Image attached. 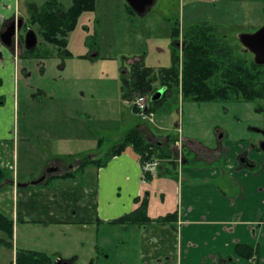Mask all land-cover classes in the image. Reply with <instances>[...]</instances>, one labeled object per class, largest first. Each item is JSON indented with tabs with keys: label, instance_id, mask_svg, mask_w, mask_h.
Here are the masks:
<instances>
[{
	"label": "rangeland",
	"instance_id": "rangeland-1",
	"mask_svg": "<svg viewBox=\"0 0 264 264\" xmlns=\"http://www.w3.org/2000/svg\"><path fill=\"white\" fill-rule=\"evenodd\" d=\"M28 1L21 0L24 18L29 16ZM65 2L70 4L69 0ZM127 4L126 0H96L95 9L85 11L68 35L70 56L46 42L37 31L36 49L18 58L19 120L25 137L20 147V181L39 178L48 161L55 159L64 161L58 172L78 169L90 153H94L93 159L105 160L109 149L139 123L154 130L163 123V133L177 139L172 146L179 165L183 161L178 160L182 156L178 153V127L182 137L209 146L225 137L230 146L262 137L252 129H264L260 101H195L172 85L155 109L154 125L134 115L133 101L125 100L123 87L125 80L130 81L132 59L142 58L145 65L155 69L169 67L174 49L182 55L175 40L182 42L184 33L204 24L229 44L231 60L250 61L253 56L242 52L238 35L264 25V0H157L141 14L130 12ZM174 28L180 31L178 38ZM260 69L264 82V67ZM154 85L164 94L166 88L159 80ZM148 96L152 98V94ZM219 128L223 130L220 135L225 133L222 137L216 134ZM100 138L103 142L98 148ZM199 152L203 153L186 152L183 156L193 157L192 161L196 156H209L206 148ZM156 200L158 197L154 203ZM168 205L170 199L158 211L165 213ZM129 228L110 224L92 227L82 238L86 247L77 264L92 259L93 264H142L136 246L139 236ZM92 241L99 243L97 254L90 251Z\"/></svg>",
	"mask_w": 264,
	"mask_h": 264
},
{
	"label": "crops",
	"instance_id": "crops-1",
	"mask_svg": "<svg viewBox=\"0 0 264 264\" xmlns=\"http://www.w3.org/2000/svg\"><path fill=\"white\" fill-rule=\"evenodd\" d=\"M18 10V0H0V28L5 18ZM17 67L14 50L0 41V167L12 172L14 182L0 191V212L14 222L13 247L2 249V264H16L18 249L42 251L77 264L86 247L82 238L87 231L100 224L122 225L114 220L130 213L135 198L142 196L149 199L152 219L177 212L174 223L130 226L139 236L136 246L142 264H218L219 257L228 256L237 264H264V155L251 150L247 142L230 146L225 137L209 146L183 136L185 155H200L203 152L199 150L206 148L209 156L193 161V157L185 158L180 167L174 152L171 160L175 159V164L159 159L156 172L144 173L138 157L123 153L101 167L86 164L65 177L61 176L65 172L55 170L37 186L18 187L19 182L34 179H19L20 147L25 137L19 120ZM151 123L155 125V121ZM139 125L155 138L164 140L169 135L163 133L166 127L162 122L156 130L141 123L134 127ZM222 132L216 130L218 135ZM102 142L98 139V148ZM247 150L255 162L253 168L237 161V155ZM63 163L55 159L47 166ZM156 197L159 200L154 203ZM168 199L167 211H158ZM91 244L90 251L97 254L99 243ZM238 244L258 247L259 260L237 256ZM85 264H93V259Z\"/></svg>",
	"mask_w": 264,
	"mask_h": 264
},
{
	"label": "trees",
	"instance_id": "trees-1",
	"mask_svg": "<svg viewBox=\"0 0 264 264\" xmlns=\"http://www.w3.org/2000/svg\"><path fill=\"white\" fill-rule=\"evenodd\" d=\"M71 5L66 9L61 8V0H46L40 10L34 11L30 22L38 24L45 41L63 48V53L70 56L67 49L68 33L74 30L79 17L85 11L95 9L96 0H70ZM130 12L136 13L128 5ZM173 34L179 37L180 31L174 28ZM175 44L180 48L179 40ZM182 61L180 52L174 49L172 64L169 67L155 69L145 65L142 58L131 60L132 69L130 81L123 87L125 100L134 101L140 95L157 94L159 89L154 81L159 80L166 89L159 98L152 100V110L162 103L165 94L172 85L181 88L184 97L195 101L242 99L245 101H260L258 110L264 115V82L260 67L245 60H231L229 44L215 35L214 29L207 24L195 26L184 33L182 41ZM135 110V108L133 107ZM177 141L170 135L165 139L153 137L143 125L130 129L123 138L115 143L107 154L105 160L87 157L80 167L86 164L104 166L112 157L123 153H130L138 157L142 164L154 155L158 159H168L174 155L173 142ZM68 171L61 176H69ZM13 175L9 169L0 167V191L12 185ZM134 209L114 220V223L125 225L147 224L156 222L160 224L174 223L177 212L168 213L152 219L148 213L149 199L147 196L136 197ZM14 222L0 212V264L3 248L13 247ZM236 254L244 259L259 260L258 247L247 244H238ZM64 260L56 262L52 256L45 252L29 249H18L16 264H64ZM218 264H237L231 256L219 257Z\"/></svg>",
	"mask_w": 264,
	"mask_h": 264
},
{
	"label": "flooded vegetation",
	"instance_id": "flooded-vegetation-1",
	"mask_svg": "<svg viewBox=\"0 0 264 264\" xmlns=\"http://www.w3.org/2000/svg\"><path fill=\"white\" fill-rule=\"evenodd\" d=\"M19 1V9L20 10H18L19 12L18 13H16L15 12V14H13L12 16H10V17H8V18H5V20L2 22V24H1V28H0V41H1V43L3 44V45H5V46H8V47H11L13 50H14V54H15V57L18 59V58H20V57H22V56H24L25 54H26V51H28V52H33L35 49H36V47H37V45H38V43H39V36H38V34H37V31L42 35V33H41V29H40V27L38 26V24H33V23H31L30 22V20H31V15H32V13L34 12V11H37V10H40L41 9V7L43 6V4L46 2V0H43L42 2H34V0H30V1H28L27 2V7H29V16L27 17V18H24V16H23V13H22V7H21V0H18ZM70 1V0H69ZM127 1V0H126ZM157 0H154V2H153V4L156 2ZM61 3H62V6H61V8H64V9H66L67 7H69L70 5H71V1H70V4L69 5H67L66 4V2H65V0H61ZM128 3V2H127ZM152 4V5H153ZM127 5H129L130 6V4L128 3ZM151 6V5H150ZM149 7V6H148ZM147 7V8H148ZM26 9V8H25ZM133 9V8H132ZM134 10V9H133ZM147 10V9H146ZM135 11V10H134ZM136 12V11H135ZM137 13V12H136ZM139 14V13H138ZM29 30H33V31H35V33H36V35H37V38H38V42H37V44H36V46L34 47V48H32V49H30V48H28L27 47V45H26V42H25V35H26V33L29 31ZM14 31H15V34H13L14 33ZM73 31V30H72ZM71 32V31H70ZM69 32V33H70ZM69 33H68V35H69ZM1 35H3V37H4V40L5 41H10L11 43H10V45H7V44H5L4 42H3V40H2V38H1ZM180 36V35H179ZM42 37H43V35H42ZM44 39V38H43ZM45 40V39H44ZM67 40H68V36H67ZM241 41V40H240ZM47 42V41H46ZM49 43V42H48ZM242 43V42H241ZM50 44H52V43H50ZM179 44H180V48H179V50H181V52H182V42L181 41H179ZM52 45H55V44H52ZM242 45H243V43H242ZM56 46H58V45H56ZM67 46H68V44H67ZM59 47V46H58ZM61 48V47H60ZM68 49V48H67ZM63 50V48H61V51ZM69 50V49H68ZM70 51V50H69ZM246 51L247 52H250L251 54H252V59L249 61V60H246V59H243V60H245V61H247L248 63H252V62H254V63H256L259 67H264V65H262V64H258L257 62H256V57H255V54L249 49V48H247V47H245L244 45H243V50H242V52L243 53H246ZM63 52V51H62ZM71 52V51H70ZM72 53V52H71ZM94 56V55H93ZM180 57H181V61H182V55L180 54ZM127 77V76H126ZM125 77V79H127ZM129 77H130V75H129ZM128 83V81L127 80H125V84H127ZM148 96V95H147ZM149 97V96H148ZM150 98V97H149ZM150 100H151V103H152V100H153V97L152 98H150ZM264 116V115H263ZM253 129V131H255V132H257L256 130H254V128H252ZM262 130H264V129H262ZM262 137L261 138H259V139H257V140H255V139H253V140H251V141H245V142H247L249 145V148H251V150H254V151H260L263 155H264V150L262 149V144H264V134L262 133V132H258ZM220 135V134H219ZM224 134H222L220 137H222ZM183 139V138H182ZM227 141V140H226ZM242 144V143H241ZM244 144V143H243ZM178 150H179V154H182V156L180 157H178V160L180 161V163H181V161H184V159L186 158V157H184L183 155L185 154V152L183 151L184 149H183V147H182V145L180 146V149L178 148ZM247 151H250V150H247ZM247 151H242V152H240L238 155H237V161H238V163L241 165V164H243V165H245L246 167H248V168H253V167H255V162L253 161V159H252V157H251V155L250 154H248V153H245V152H247ZM197 155H198V153H197ZM196 158L198 159V157L196 156ZM183 163V162H182ZM182 163L180 164V165H182ZM178 164V163H177ZM179 164H178V166H180ZM62 168H61V165L60 164H58V165H54V166H47V168H45V172L44 173H47V177H48V175L49 174H52L51 172H54L55 170H61ZM43 173V174H44ZM179 228V225L177 226V229ZM42 252V251H41ZM63 258H54V260L56 261V262H58V261H60V260H62ZM65 262H64V264H75L72 260H68V259H63Z\"/></svg>",
	"mask_w": 264,
	"mask_h": 264
},
{
	"label": "water",
	"instance_id": "water-1",
	"mask_svg": "<svg viewBox=\"0 0 264 264\" xmlns=\"http://www.w3.org/2000/svg\"><path fill=\"white\" fill-rule=\"evenodd\" d=\"M130 6L139 14L144 13L148 6L152 5L154 0H127ZM15 34V31L14 33ZM3 42L7 45H10V41H5L3 35H1ZM239 39L243 43V45L249 48L256 57V62L258 64L264 65V25L258 28L254 32H243L239 35ZM25 42L28 48L32 49L36 46L38 42L37 35L35 31L29 30L25 35ZM161 96V92H157L153 99H157ZM257 132H262L264 134V130L259 128H254ZM262 149L264 150V144H262ZM47 179V173L42 174L37 179L28 181V182H19L18 187H30L37 186L43 183ZM2 185H0V188Z\"/></svg>",
	"mask_w": 264,
	"mask_h": 264
},
{
	"label": "built area",
	"instance_id": "built-area-1",
	"mask_svg": "<svg viewBox=\"0 0 264 264\" xmlns=\"http://www.w3.org/2000/svg\"><path fill=\"white\" fill-rule=\"evenodd\" d=\"M133 107L135 108V113L136 115H138L142 120L144 121H149V122H154V118H155V112L152 110V103L151 100L148 96H138L133 102ZM178 142L177 144H179V149L182 143V131L181 128L178 127ZM180 155V154H179ZM159 164V159L156 158L154 155L150 156L149 160H146L143 163V170L144 173H154L156 172L157 166Z\"/></svg>",
	"mask_w": 264,
	"mask_h": 264
}]
</instances>
